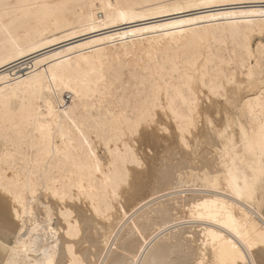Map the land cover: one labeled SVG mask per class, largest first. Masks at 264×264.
I'll list each match as a JSON object with an SVG mask.
<instances>
[{
  "label": "bare ground",
  "instance_id": "bare-ground-1",
  "mask_svg": "<svg viewBox=\"0 0 264 264\" xmlns=\"http://www.w3.org/2000/svg\"><path fill=\"white\" fill-rule=\"evenodd\" d=\"M201 2L0 0L12 6L0 8V176L7 167L22 181L53 182L54 186L58 182L61 190L69 193L62 203L50 193H42L41 203L53 210L51 230L41 226L33 234L35 247L29 245L27 251L21 248L22 264H107L135 261L137 257L147 264H209L215 255L211 237L205 233L231 238L228 229L207 219L210 215L227 219L223 207L209 204L195 209L197 215L206 218L192 219L194 204L201 203V197L210 201L217 197L205 195L211 190L202 188L191 174L184 184L185 192H172L167 198L157 193L159 201L146 205L135 220L121 224L113 219L108 227L116 233L119 251H106L102 237L98 241L95 235L77 236L75 231L81 210L92 203L80 198L81 187L97 207L106 210L109 193L124 167L119 161L109 169L108 164L113 163L109 149L90 131L105 118L118 122L121 112L131 114L145 102L163 104L170 109L168 115L174 111L177 118L182 117L189 86L199 87L197 81L205 77L210 83L221 79L227 84L224 77L247 83L250 64L254 97L244 123L249 125V132L253 128L259 131L264 121V100L258 91L260 62L264 60V16L260 15L264 0H209L212 7L184 11L173 7ZM224 11L238 15H223ZM200 16L218 18L201 21ZM180 19L194 22L160 28ZM138 28L157 31L139 32ZM31 48L35 50L16 55L19 49ZM106 87L107 97L97 94ZM241 94L248 95V90H233L234 96ZM110 112L114 115L109 116ZM156 114L169 123L163 111ZM171 126L175 128V120ZM233 133L238 135L239 125L234 126ZM83 139L89 144H83ZM118 147L123 149L125 144H111L113 151ZM89 148L101 161L98 172L92 167ZM256 162L259 164L258 149ZM128 167L132 168L131 161ZM241 207L231 212L243 227ZM261 215L264 213L257 205V226ZM15 223L10 203L0 205V224L8 228ZM138 228L143 231L136 232ZM6 260L0 253V261Z\"/></svg>",
  "mask_w": 264,
  "mask_h": 264
},
{
  "label": "snow or ice",
  "instance_id": "snow-or-ice-1",
  "mask_svg": "<svg viewBox=\"0 0 264 264\" xmlns=\"http://www.w3.org/2000/svg\"><path fill=\"white\" fill-rule=\"evenodd\" d=\"M213 5L209 0H202L195 4H176L177 11L186 8H208ZM11 5L0 3V8L8 9ZM223 15L236 16V12H222ZM264 16V11L260 13ZM123 14H121V18ZM213 17H198L199 20L217 19ZM118 22V21H116ZM191 20H177L176 24L160 25V28L179 27L191 24ZM95 31V29H92ZM139 32L157 31L156 28H138ZM127 35V33H125ZM264 37V32L261 33ZM105 39H115L106 37ZM31 49H19L16 55H25ZM39 63V62H38ZM247 63V62H246ZM260 83L258 91L260 99L264 100V60L261 62ZM248 66V82H237L232 77L214 79L211 83L207 77L199 83V87H188L186 110L182 117L177 118L175 112L168 115L170 109L163 104L145 102L129 112L120 113L119 120L104 119L103 124L90 129L95 132V139L103 142L109 149L113 163L123 161L120 179L112 186L109 193L106 210L97 207L91 196L81 187L80 198L92 200L91 207L87 205L77 217L75 231L77 236H93L99 241L102 237V247L106 251H119L118 239L108 225L115 218L121 224L135 220L146 205L158 202L159 196L168 197L169 193L185 192L184 184L188 182L189 174L197 179L202 188L210 189L205 195L217 197L213 200L201 197V203L194 204L192 219L203 220V214L197 215L195 209L207 208L209 204L218 208L223 207L227 219L223 216L210 215L215 224L228 229L231 238L219 235L217 232H206L211 237L212 251L215 258L209 264H264V215L260 216V225L255 223L257 205L264 213V121L257 132L255 128L249 132V125L244 121L250 115V106L254 93L252 85L254 73ZM55 80V77H53ZM247 89L248 95H233L234 89ZM109 95L106 87L103 93ZM163 111L169 123L165 124L157 112ZM114 115L109 113V116ZM175 120V128L171 121ZM235 125H239L238 135L230 134ZM80 132V129L77 128ZM81 137L84 136L80 132ZM88 145L89 140L83 139ZM124 143L113 151L111 144ZM142 146L143 150H141ZM259 151V164L256 162V152ZM89 156L94 161L92 167L100 171L101 161L96 158L89 148ZM132 162L129 169L128 162ZM215 165V167H213ZM223 169L221 172L220 169ZM223 177V179H222ZM49 182L47 185L34 181L21 180L15 170L5 167L0 176V205L10 203L15 224L5 228L0 224V253L7 257L6 262L0 264H22L19 259L21 248L28 250L29 245L35 247L33 234L41 226L50 231L49 222L53 217V210L41 203L42 193H50L61 203L68 198L67 189L61 190L58 182ZM159 193V196L157 195ZM73 199L77 197L73 194ZM231 198L232 203H229ZM241 207V218L244 226L232 216L231 210ZM176 210L181 204L176 202ZM115 214V217L111 215ZM65 213L62 211L61 215ZM106 222V223H105ZM142 232L143 229H135ZM143 239V237H141ZM14 242V243H13ZM145 243H147L145 241ZM219 244V246H218ZM144 252L146 248H140ZM125 255L127 253L125 252ZM76 264H94L93 261H77ZM100 264H105L101 261ZM107 264H147L139 257L132 259L108 261Z\"/></svg>",
  "mask_w": 264,
  "mask_h": 264
},
{
  "label": "rangeland",
  "instance_id": "rangeland-1",
  "mask_svg": "<svg viewBox=\"0 0 264 264\" xmlns=\"http://www.w3.org/2000/svg\"><path fill=\"white\" fill-rule=\"evenodd\" d=\"M244 7H245V6H244ZM66 98H68V97H66ZM66 98H65V99H66ZM65 101L67 102L68 100L66 99Z\"/></svg>",
  "mask_w": 264,
  "mask_h": 264
}]
</instances>
